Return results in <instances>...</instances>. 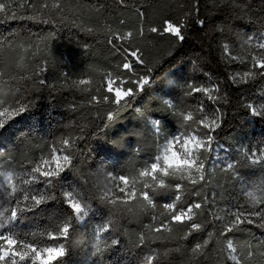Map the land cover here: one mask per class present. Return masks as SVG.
Returning <instances> with one entry per match:
<instances>
[{
	"label": "trees",
	"instance_id": "16d2710c",
	"mask_svg": "<svg viewBox=\"0 0 264 264\" xmlns=\"http://www.w3.org/2000/svg\"><path fill=\"white\" fill-rule=\"evenodd\" d=\"M12 3L14 6L26 3L27 0H0ZM51 4L52 0H48ZM142 0H130L137 4ZM87 5H100L99 14L95 8H90L87 15L92 19L90 24L98 31L116 23L118 18H126L128 28L137 25V20L131 6L122 8L118 0H85ZM194 0H150L148 7L152 13L149 24H160L164 18L171 17L174 21L184 20L185 9L192 7ZM237 5L243 6V18H237L240 12ZM18 15L25 12L24 8L15 7ZM195 13L187 25L182 41L173 37H157L143 43L146 55L153 61L154 69L149 74V83L142 89H135L133 95L127 98L123 106H118L113 118H106L109 105L95 106L89 102V93L73 92L64 84L62 73L67 71L73 78H78L86 70L92 72L93 90L98 95H104L100 80L102 69L109 70L119 61L115 60L103 35H89L67 26L54 28L51 24H41L28 20L7 21L0 24V38H11L13 34L40 35L53 33L45 49L48 71L47 86L33 83L32 67L24 75L29 79L19 81L21 99H30L32 106L0 129V209L8 205V189L5 174L10 171L19 172L18 164L8 159V154L27 152L29 158H38L40 149H50L60 136L68 134L75 137L80 134V127L85 129L84 138L77 146L72 166L66 169L49 188L45 184L29 186V192L41 190L53 195L55 199L20 214L12 229L20 232H42L49 225L63 222L71 216V210L64 201V193H72L88 212L84 224L73 220V234L67 255L61 264H140L146 254L145 248H134L129 244V238L135 239L142 225L150 221L152 209L144 211L137 207L135 215L123 211L111 210L103 204L97 194L85 185L81 175L91 178V172L98 168L114 174L126 173L132 167H142L152 162L159 151L160 144L166 139L187 132L189 129L179 116L173 114L165 101L176 109H183L185 114L191 111L199 116L197 111L203 107L209 115L217 107L224 112V120L216 133L213 158L208 165V182L201 188V196L209 195L215 198L209 208L204 210V216H198L197 222L204 223V229L193 233L187 240L180 239L183 226L172 225V233H154L151 248L166 253L167 257L161 264H232L224 253L225 237L217 236L218 228L213 227L209 212L224 216L231 209L238 207L251 208V202L244 193L242 184L258 183L264 179V168L250 166L240 161L236 165L237 175L213 167L217 149L224 150L228 161L236 163L239 155L236 149L240 146L250 149L264 148V118L251 115L247 105L264 104V78H257L249 84L236 86L231 84L233 75L242 76L248 70L250 61L247 59L249 49L244 45L248 35L255 37L264 31V0H199V15L206 19L208 32L195 23ZM215 25H225L226 34L233 38L229 42L235 55L240 59L229 63L222 58V34L216 33ZM213 37V38H212ZM27 57L29 65L34 66L40 54ZM142 71V70H141ZM127 79V77H125ZM187 84L215 87L221 89V103L213 104L202 95L185 96L184 86ZM133 86V85H126ZM55 89V90H53ZM227 95V103L223 95ZM99 108V111L97 110ZM154 123L157 126H154ZM195 128V126H194ZM20 159L19 156L16 157ZM187 183V182H185ZM190 190V186H189ZM175 193L161 191L154 194L157 204L171 203ZM195 197L188 196V199ZM161 208L155 209L157 215ZM207 217V219H205ZM111 220L112 230L105 236L120 241L112 246L103 257L92 255V233L100 224ZM209 233L211 237L209 238ZM229 239L242 245L252 244L259 247L264 243V227L245 225L240 231L228 234ZM30 241L32 237L28 238ZM203 239H210L204 249V256L193 260L191 248ZM36 240L43 243H53L46 237L37 235ZM179 244L182 247L176 248Z\"/></svg>",
	"mask_w": 264,
	"mask_h": 264
},
{
	"label": "snow or ice",
	"instance_id": "6c2138e0",
	"mask_svg": "<svg viewBox=\"0 0 264 264\" xmlns=\"http://www.w3.org/2000/svg\"><path fill=\"white\" fill-rule=\"evenodd\" d=\"M149 3L150 0H142L137 4H130V0H118L122 8L131 6L137 20V25L132 28H128L127 19L121 17L116 21L119 27L108 24L102 31H98L91 26L92 18L87 12L90 8H95L99 14L100 5H87L85 0H52L51 4L48 0H27L26 3L15 6L12 3L0 2V24L20 19L51 24L54 28L67 26L89 35H103L115 60L119 61L110 70L108 68L101 70L103 75L100 84L105 94L98 95L96 91L99 89L94 91L92 88L94 82L92 72L96 69L86 70L78 78H73L71 73L65 71L62 78L70 91L89 93L88 100L93 105L115 106L109 107L106 114V118L111 120L117 107L123 106L127 98L133 95L134 88L142 89L149 83V74L155 66L142 46L145 41L164 36L182 41L193 13L196 14L195 23L205 34L209 30L206 19L200 18L199 0H194L193 6L185 9L182 22L167 17L160 24H150L146 27L152 15ZM15 7L24 8L25 12L18 15ZM237 7L240 8V12H237L236 16L242 19L243 6ZM213 30L222 34L221 39L224 41L221 45L222 58L229 63L237 62L240 58L229 46V42L234 43V40L226 34V26L215 25ZM50 38H53L52 32L35 36L13 34L11 38H0V129L32 106L30 99H21L17 95V92L21 91L19 81L29 79L24 75L29 67H32V74L35 77L32 82L47 86L45 73L48 71V62L44 53ZM244 45L249 49L247 59L250 66L242 76H231L230 82L236 86L264 78V31L255 37L246 36ZM22 53L31 56L40 54V58L31 66ZM183 88L185 96L199 94L215 105L221 103V89L218 86L187 84ZM223 102H228L226 94L223 95ZM165 103L188 127L187 132L166 139L160 144L152 162L142 167L134 166L123 174H114L98 168L90 171L94 182L89 176L81 175L82 182L90 186L98 199L111 210L123 211L130 215L136 214L138 206H142L144 211L153 210L149 214L150 221L142 225L135 239L129 238V244L134 248L147 249L140 264H161L167 257L166 253L161 254L151 248L150 240L155 239L154 233H172L174 231L172 225H180L183 226V235L180 239L187 240L193 233L204 229V223L197 222V217L204 216V210L209 208L210 203L215 202L214 197L201 196V188L208 182V165L213 158L216 133L223 124V110L217 107L215 112L209 115L201 106L197 109L200 115L194 116L191 111L185 114L183 109H176L170 102ZM247 107L251 115L264 118V104H249ZM97 110L99 111V108ZM84 133L85 129L81 126L78 136L72 137L68 134L60 136L50 149L46 147L40 149L46 154L38 158L34 155L29 158L27 152L8 154V159L18 164L19 172L10 171L5 174L9 203L0 209V264H61L67 255L73 234V220L83 222L88 216L85 207L72 193L63 194L65 204L71 210V216L63 222L49 225L42 232L15 231L12 225L19 219L21 213L37 208L47 200L55 199L53 195L43 190L29 192V186L43 183L51 188L57 178L72 166L77 146L83 140ZM236 152L239 155L236 163L216 159L213 167L218 166L222 171L237 178L239 176L236 165L240 161L250 166L264 168V148L250 149L240 146ZM17 156L20 157L19 160L16 159ZM242 187L252 207L243 209L238 207L235 211L229 209L224 216L209 212L208 215L212 219L208 222H218L213 223V227L218 228V237H225L224 253L232 264H264V243L256 247L252 244L242 245L228 238V234L240 231L245 225L258 224L264 227V179L258 183L242 184ZM161 191L174 192V200L171 203L157 204L153 197ZM188 196L195 198L188 199ZM158 207L162 209L159 215L155 212ZM110 230H112L110 219L95 227L91 243L93 256L103 257L109 248L120 243L118 239H109L105 236ZM37 235L46 237L53 243L36 240ZM208 235L210 238L211 233ZM29 237H32L31 241ZM209 242L210 239L197 242L191 248V258L195 260L197 256H204V249ZM173 247L182 246L176 244ZM196 264L203 262L197 261Z\"/></svg>",
	"mask_w": 264,
	"mask_h": 264
},
{
	"label": "rangeland",
	"instance_id": "374dc122",
	"mask_svg": "<svg viewBox=\"0 0 264 264\" xmlns=\"http://www.w3.org/2000/svg\"><path fill=\"white\" fill-rule=\"evenodd\" d=\"M154 126L156 127L157 126V124L156 123H154ZM176 137V136H175ZM174 138V137H173ZM222 151H224V150H220V149H217L216 150V153H215V159H214V164H215V160L216 159H219V160H228L227 159V156L225 155V154H223L224 152H222ZM213 164V165H214ZM215 168H219L218 166L217 167H215ZM84 222H85V220L83 221V222H80L81 224H84Z\"/></svg>",
	"mask_w": 264,
	"mask_h": 264
}]
</instances>
